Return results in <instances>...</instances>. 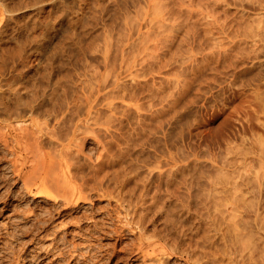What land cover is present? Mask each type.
Wrapping results in <instances>:
<instances>
[{
    "label": "rangeland",
    "instance_id": "1",
    "mask_svg": "<svg viewBox=\"0 0 264 264\" xmlns=\"http://www.w3.org/2000/svg\"><path fill=\"white\" fill-rule=\"evenodd\" d=\"M0 40L1 50L13 47L17 53L15 59L12 58L17 67L10 72L12 75H18L22 82L34 84L41 90L46 86L43 91L48 93L56 86L51 96L59 98L54 114L63 112L62 132L67 133L68 129L70 134L79 122L78 114H85L89 91H94L97 113L94 111V120H91L96 122L88 120L83 128L80 127L83 131L79 129L82 134L78 133V140L83 142L86 158L94 161L101 152L95 137L98 135V139L109 141L113 134L110 130L114 133L119 129L124 131L121 146L123 142L126 143L124 148L130 144L128 151L121 149L125 155L123 159L127 161L125 157H131L133 164H128L131 179H128L126 195L129 200L135 201L144 180L152 193L156 189L165 193L170 171H173L174 187L185 197L176 201L181 210L187 209L183 204L192 207L188 209L193 213L192 210L202 213L207 209L209 222L211 216H219H215L217 224L208 227L203 224L211 233L207 232L206 246L202 250L214 253L211 254L217 260L213 264H264V252L258 249L252 260L247 257L249 239L257 244L261 239L264 241V233H261L264 229L260 223H254L252 211L249 216L244 215L245 210L238 212L248 220L237 222L238 225L237 212L219 214L217 209L210 208L211 205L206 208L207 205L200 201L202 197H196L197 194L207 196L214 185L220 186L223 181L228 182L220 198L226 197L228 191H264H261L264 178L259 176L264 172V0H0ZM5 70L0 72L1 79L4 73L10 75ZM125 114L131 118L123 119V126L117 129L118 121ZM30 119L34 124L46 120L33 115L19 124L11 121L10 125L18 127L30 122L32 127ZM50 119L47 130L51 131L54 121ZM0 125H4L3 122ZM33 128L36 127H32V131ZM2 129L6 131L4 126ZM121 130L117 132L122 133ZM127 135L129 140H125ZM79 136L85 139L81 141ZM114 146L111 149L115 153L118 146ZM117 150L119 153V147ZM0 156V255L5 251L3 243L7 240L15 248L23 249L28 259L34 256V260L40 254V260H35L37 264L42 261L46 264L148 263L135 249L136 224L128 221L130 214L126 210L132 209V204L125 203L128 207H122L123 210L117 206L115 196L98 195L101 191L86 189L89 199L80 201L77 211L72 212L59 202L58 214L52 207L53 199L38 196L36 188L30 192L24 189L13 171L12 155L3 149L1 142ZM36 158L31 159V164L36 165ZM232 162L236 164L230 167L228 164ZM241 163L243 165L239 166ZM240 175H243L240 178L245 176L243 183L234 185V180L240 181L237 177ZM108 185L103 183V187ZM116 186L110 182L109 187L115 188L114 195L117 194L115 190L119 191ZM18 188L23 190L18 191ZM185 192V195L191 193V200H186ZM228 193V197L235 194ZM45 211L53 212V219L42 229L36 225ZM233 230L250 231L251 236L243 239ZM234 232L238 236L235 237ZM23 241L27 242L25 246H21ZM167 259L166 263L157 264H188L180 253H168Z\"/></svg>",
    "mask_w": 264,
    "mask_h": 264
},
{
    "label": "bare ground",
    "instance_id": "2",
    "mask_svg": "<svg viewBox=\"0 0 264 264\" xmlns=\"http://www.w3.org/2000/svg\"><path fill=\"white\" fill-rule=\"evenodd\" d=\"M23 26H25V25H23ZM149 27H151V26H149ZM23 34H26V33H23ZM119 35L121 36V34H119ZM139 36H140V34H139ZM143 39H144V37H143ZM33 41L35 42L34 39H33ZM143 44H145V43H143ZM10 49H12V50H10ZM10 49H7V47L6 48L3 47L2 50H1V48H0V72H4V69H7L5 71H7L8 73H10V72H13L14 70L17 69L16 65L14 64L15 62L13 60V59H15L17 53L14 52L15 49H13V47L10 48ZM20 49H22V48H20ZM12 51H13V53H12ZM132 51L135 52V49L132 50ZM76 53H78V52H76ZM18 55H19V53H18ZM45 75H46V73H45ZM45 75L43 74V76H45ZM134 76H136V75H134ZM113 78H114V76H113ZM21 79H23V78L21 77ZM31 79H32V77H31ZM47 80L50 81V79H47ZM52 80H53V82H55L54 81V78H52ZM172 80H173V78H172ZM103 82H104V80H103ZM58 83H60V82H58ZM44 85H47V84H44ZM44 85L42 84V86H44ZM262 85H264V84H262ZM45 87L43 89H45ZM43 89L41 90L40 88H37V86H35L34 84L33 85H30L29 83L22 82L20 80V77L18 78V75H15V74L12 75L10 73V75H6V73H4L3 74V78L2 79L0 78V122H1V124H2V122L4 124V125H0L1 126L0 128L2 129V126H4L6 128L5 129L6 131H4L2 129L3 132H1V130H0V142L3 145V149H5L9 154L12 155L11 156V161H12V164L11 165L13 166V169H14L13 171H15V173L17 175L16 178L18 180H21L22 181L21 183H23L24 189H26L28 192H30V191H32L33 188H36L37 189V192H38V196L41 194V196H43V197H47V198L53 199V203H52L53 206L52 207H53V209L55 211L57 210V207L60 206V203L59 202H61V204L64 206V208L69 207V209L72 210V212L77 211V208L79 207L78 206L79 205V202L82 201V200L89 199L90 193H86L87 192V191H85L86 189H88V190H96L98 192L101 191V192H99L100 194L98 193V195H109L110 197L111 196L112 197L115 196L116 201L118 202L117 206H119L121 208L122 207L123 208H126V207H128L127 206L128 204H129V206H130V204H132V209H129L130 208L129 207V208H126V210H127L128 214H130V218H128L129 219L128 221L136 224V227L135 228L137 229L138 236H137V244L135 245V247H136L135 249H137L138 252L140 253L141 259H143L146 262L151 263V264H157V262H162V261H164L163 263H166L167 260H168L167 259V254L168 253L169 254L170 253L173 254V252H175L177 254L180 253V255L181 254L184 255L185 256V259L184 260L188 264H213L214 263V260H215L214 259V256H212V254H211L213 252L212 251L202 250V248H204L206 246V244H205V242H207L206 241V237H207L206 235H207V232L209 231L208 229H210V228H207L208 225L215 224L216 223L215 222L216 219H218V218L215 219V216H217V217H219V216L218 215L211 216L212 217L211 220H210L211 222H209V221H207V216L209 217V215L207 214V212H206L207 209H205V208H204L205 209L204 210L205 212L200 213V212H197L196 210H192V211H194V213H193V212H190L189 209H188L190 206L188 207V205H184L183 204V207H187V209L181 210L182 208L180 209L179 208V205H178L180 203H178V202L176 203V201H178L181 198L183 199L184 196H183V194H179V192H177V190H176L177 188H175L176 186L174 187V179H176V178L174 176V172L173 171H170L169 179L167 180V188H166L165 193H161V192H159V190L157 192L156 191L157 190L156 187H155L156 190L153 189L154 191L152 193L151 192L152 190L151 191L148 190V188H149V187L147 188V185L148 184L144 180L145 183L143 184V186L141 187V189H140V186L142 185L143 182L141 181L142 183H140L141 184L139 186L140 191H139V194L136 195L137 198L135 199V201L132 202L131 199L129 200V197L127 198L128 195H126V193L128 192L129 189L128 188L126 189V187L130 183L129 182L130 180H128V179H131V174L130 175H128V174L130 172L129 165L132 164V162H131L132 158L130 157V159H131L130 160L129 157H125V159L127 161H125L123 159L124 158L123 156H125V155H123V153H122L123 151L121 149L124 148L123 146L126 143L123 142L124 144H123V146H121V144H122L121 142L123 141L122 139H124L123 138L124 137L123 134H125V133H123L124 131H122L119 128L121 126H123L121 124V122L122 123L124 122L123 119H130L131 117L129 118V116L127 114H125L124 117H121L120 118V120H119L120 122L118 121V124L120 126L117 128L119 130H117V129H115V130H117V131H120L121 130L122 133L121 132L118 133L117 131H115V133H114V132H112L113 130H110L111 133H113V134L110 135L111 138L109 139V141H102V140L98 139L97 138L98 135L95 137V139H96V142L95 143H97L100 146L99 150L101 149V152H99L98 155H96V158L93 159L94 161H90L88 158H86V155L83 153V144H82L83 142H79L78 135L82 134V132H80L79 129L83 128L84 125L88 123V120L90 122L91 118L93 117L92 115L94 114V111H95L94 110V108H95L94 104L96 105V102L94 103V101H96V99H95L96 98V95L93 94L94 91L93 92H90L89 91V93H88V95L86 97V103H87L86 106L87 107H86V111H84L85 114L83 113L81 115V116H83V118L81 116H79V114H78L79 112H78L77 113L78 114L77 118L78 117H80V118L77 119V121H79V122L76 123V124L74 123L75 124L74 125V128L72 130L69 129V130H71V132H70V134H68L69 133L68 132V129H67V133L66 132L64 133V131L62 132V129L63 128L61 129V127H63V122H64L63 112H61L62 114L61 113L59 114L57 112H56V114H54L55 104H57L58 99H59V98L56 99L57 97L56 98L55 97H52L53 96V93L56 92V89H57L56 86H54L52 88V92H49V93L47 91H43ZM57 92H59V91H57ZM95 93H96V89H95ZM122 94H124V92L121 93V95ZM48 104H50V105H48ZM82 109H84V108H82ZM262 112H264V111H262ZM33 115H37V116H40V117H43V118L46 119L44 121V123H42L41 120H37V121H41V123L36 122L35 124L32 123L33 121H31V119H30V121L32 123V127H36V128H33V131L31 129L32 127L30 126L31 125L30 122L28 123L29 125L28 124L27 125L24 124V126H18V127H17V125H14V126H11L10 125L11 121H15L14 124H19L22 121H24V122L27 121ZM146 115H148V114H146ZM151 116H153V112H152V115ZM50 117L52 119H50ZM49 119L51 121L52 120L54 121V125L56 123V126L53 125L54 128H51V131L50 130H47V120H49ZM92 119L94 120V118H92ZM33 120H35V119H33ZM104 121H105V119H104ZM91 122H93V121L91 120ZM94 122H96V121H94ZM260 124H261V122H260ZM71 125H72V123H71ZM29 126H30V128H29ZM88 126H89V124H88ZM88 126H86V127H88ZM117 126L118 125H116V127ZM116 127H114V128H116ZM173 127H175V126H173ZM141 128H140V130H143ZM144 128H145V126H144ZM107 132H108L107 134L109 135V130ZM78 133H80V134H78ZM256 134L258 135V133H256ZM92 135H91V137H92ZM85 137H86V135H85ZM85 137L82 136L80 138V136H79V138L81 139V141L83 139H85ZM104 137H105V135H104ZM262 137H264V136H262ZM126 139L129 140L128 135H127V138H125V140ZM134 139H136V138H134ZM134 139L132 138V140H134ZM30 140H32V141H30ZM76 140H78V141H76ZM120 140H122V141H120ZM126 142H128V141H126ZM129 144H128V148H129ZM113 145H116V147L117 146L119 147V149H120V152L119 153H117V151H119V150H117L118 147L115 150L116 151L115 153H114V151L112 152L111 147ZM128 148L125 147L124 149L127 150ZM96 149H97V147H96ZM126 150H124V151H126ZM262 153H264V152H262ZM126 154H127V152H126ZM35 156H37V158H38V159L36 158L38 160V161H36V165H35V163L34 164H31V159L33 157H35ZM229 159H228V161H229ZM129 160H130L131 163H128ZM32 161H33V159H32ZM136 161H137V159H136ZM225 163H222V164H225ZM234 164H236V163L228 164V165H230V167L232 165V167H233ZM259 164H260V162H259ZM132 165H131V167H132ZM241 165H243V164L241 163L239 166H241ZM25 168H27V170H24ZM236 170H238V169H236ZM232 171H234V170H232ZM216 172H218V171H216ZM236 173H238V172H236ZM262 173H264V172H262ZM262 173L259 176H261V178H264V177H262ZM214 175L215 174H213V176ZM217 175H219V174H217ZM189 176H191V175H189ZM241 176H243V175H240V176H237V177L240 178ZM231 177H234V176H231ZM244 177L240 178V181L234 180L233 181V184L234 185H235V183L236 184H239L240 182H242L244 180ZM227 178H228V176H227ZM231 180H233V178ZM110 182L111 183L113 182L115 185H117L116 187H118V189H119V191H116L115 190V192H117V194H115V195L113 194V191H114L115 188L112 190L111 187H109L110 186ZM227 182L228 181H226V182L225 181L220 182L219 183L220 186L214 185L215 187L213 186L214 183L212 182L211 187L213 186V189L214 190L212 189V191L208 192L209 194L206 192L208 194L207 196H203V195L201 196V194L199 196H197L198 195L197 194L196 197L198 199L200 197H202V198H200V201H202V203H204V205H207L206 208L209 209L208 206L211 205L210 208L211 207L212 208L214 207L213 210L216 211V209H217L219 211V214H220V212H221V214H223L224 212H226V213L227 212H230L229 214H231V212H232V214H233L234 212H237L238 213V212H243L245 210L244 211L245 212L244 215H248L249 212L252 211V213L254 215V219L252 218L253 221H254V223H256V224L257 223H260V225H261L260 227L262 229H264V191H262L264 189H261V191H262V193H261V192H258L255 189H253L252 186L250 185L251 186V189H253V190H250V189H249L250 191H242L241 190L240 192L235 191L234 192L235 194L234 193H228L229 192L228 191L227 192L228 194H230V195L231 194H234V195H232L231 197H228L229 195L227 196V193L224 192V193H226V197L223 198L221 196L222 198H220V194L223 191H225L224 187L226 186V183ZM103 183L104 184L106 183V185H107V183L109 184L108 186H105L106 189H104L105 187H103ZM261 185L264 186V183L261 182ZM102 187H103V189H102ZM238 188H240V187H238ZM21 189L18 188V191L19 190L21 191ZM232 189L234 190V187ZM130 191H132V190L130 189ZM90 192H92V191H90ZM149 192H151V193H149ZM95 193H97V192H95ZM17 194H19V193H17ZM185 194H186V192L184 193V195ZM190 194L191 193H187V195H185L187 197L186 200L187 199H190V200L192 199L191 198L192 196ZM193 194L195 195V193H193ZM216 198H217V200H220V201H217ZM206 199H208V200H206ZM214 200H215V204H214ZM206 201H207V203H206ZM188 202H189V200H188ZM125 203H127V205H125ZM194 203H197V202H194ZM185 204H186V202H185ZM189 205H191V204H189ZM201 206L203 208V205H201ZM201 206H199V207H201ZM199 207H198V209H201V211H203L202 208H199ZM247 207H249V209ZM190 208L192 209V207H190ZM195 211H196V213H195ZM208 211L210 212L211 209L208 210ZM43 213H44V211H43ZM57 213L59 214L60 211L58 212V210H57ZM52 215H53V212H49V211L47 212V211H45V214H44V216L42 218L41 217H38L41 220L39 221V225H36V226L37 227H40L42 229H45V227L48 226V223L51 220V218L53 219ZM235 215H237L239 217V219L236 220V223L237 222H241V221H248L245 218H242L244 215L243 214L241 215V213H238V214L235 213ZM231 217H232V215H230V218ZM221 218H222V216H221ZM235 218L236 217H234V219ZM33 224H35V223H33ZM203 224H205V226L207 225V227H203ZM218 224L220 225V223H218ZM241 226H242V224H241ZM61 227H62V225H61ZM232 229H234V228L232 227ZM233 231H236V230H233ZM233 231H232V234H233ZM262 231H264V230H262ZM236 232H238V231H236ZM246 232L247 231H245V233L238 232V234L239 235L241 234L240 236H242V238L243 237H247V236H249L251 234L250 231L247 232V233ZM209 233H211V232L209 231ZM261 233H264V232H261ZM238 234L235 235V232H234L235 237L238 236ZM240 236L237 237V238L240 239L241 238ZM249 238H246V239H249ZM243 239H245V238H243ZM255 239H257V238H255ZM243 241L246 242L247 240L246 241L243 240ZM243 241H242V243H244ZM248 241H249L250 244L249 245H248V243L246 244V246L247 245L249 246V247H247L249 249L248 250L249 252L247 254V257L252 260L253 256L255 255V251H256L255 249H258V251L264 252V247H262V242H264V241H262V239H261V242H259L258 244L256 242L254 243V241H252L251 239H249ZM238 242H240V240ZM26 243L27 242H25V241L21 242V246L22 245L25 246ZM251 243H252V247H250L251 246ZM3 244H4L3 246H4L5 251H2V255H0V258H1L0 264H32L33 261H34V264H37V262H35V260H38L40 258V256H39L40 254H39L36 257L37 259L35 258L33 260L32 258H34V256L33 257L31 256L30 259H28L26 257V255H25L26 253L23 254V252H24V251L22 252L23 249L22 250L20 248L18 249V247L15 248L12 245V242H10V241H7L6 240L5 243H3ZM246 246H244L245 249H246ZM158 247H160V248L157 249ZM242 247H243V245H242ZM148 249H151V251H148ZM159 250H160V253L162 252V254H160L158 252ZM215 253L218 254L217 252H215ZM239 253H241V252H239ZM257 253H259V252H257ZM210 254H211V256L213 258L212 257L211 258L208 257V255H210ZM169 256L170 255H168V258H169ZM238 259H240V258H238ZM42 260H43V258H41V261ZM216 260H215V263H216ZM257 260L259 261V259H257ZM239 262H240V260H239ZM42 263L43 264H46V262H44V261H42ZM262 263H264V261H262Z\"/></svg>",
    "mask_w": 264,
    "mask_h": 264
}]
</instances>
